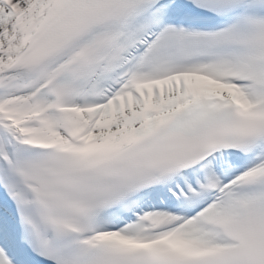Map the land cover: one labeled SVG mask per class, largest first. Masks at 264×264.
Returning a JSON list of instances; mask_svg holds the SVG:
<instances>
[{
  "label": "snow or ice",
  "instance_id": "1",
  "mask_svg": "<svg viewBox=\"0 0 264 264\" xmlns=\"http://www.w3.org/2000/svg\"><path fill=\"white\" fill-rule=\"evenodd\" d=\"M0 264H264V0H0Z\"/></svg>",
  "mask_w": 264,
  "mask_h": 264
}]
</instances>
